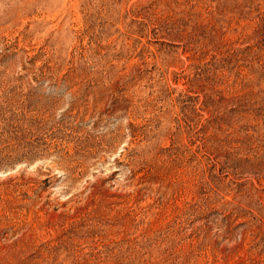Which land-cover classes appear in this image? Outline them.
I'll return each mask as SVG.
<instances>
[{
    "label": "rangeland",
    "instance_id": "rangeland-1",
    "mask_svg": "<svg viewBox=\"0 0 264 264\" xmlns=\"http://www.w3.org/2000/svg\"><path fill=\"white\" fill-rule=\"evenodd\" d=\"M0 264H264V0H0Z\"/></svg>",
    "mask_w": 264,
    "mask_h": 264
}]
</instances>
